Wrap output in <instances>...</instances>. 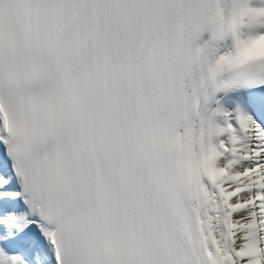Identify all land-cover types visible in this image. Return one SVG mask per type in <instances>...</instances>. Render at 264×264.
I'll return each mask as SVG.
<instances>
[{
    "label": "snow or ice",
    "instance_id": "snow-or-ice-1",
    "mask_svg": "<svg viewBox=\"0 0 264 264\" xmlns=\"http://www.w3.org/2000/svg\"><path fill=\"white\" fill-rule=\"evenodd\" d=\"M240 8L264 0H0V264H264Z\"/></svg>",
    "mask_w": 264,
    "mask_h": 264
},
{
    "label": "clouds",
    "instance_id": "clouds-1",
    "mask_svg": "<svg viewBox=\"0 0 264 264\" xmlns=\"http://www.w3.org/2000/svg\"><path fill=\"white\" fill-rule=\"evenodd\" d=\"M262 21H264V13H253L247 8H240L231 19L225 22L224 30L226 34L240 38L241 34L260 27ZM240 56L242 58L264 57V36L248 40L241 48Z\"/></svg>",
    "mask_w": 264,
    "mask_h": 264
},
{
    "label": "bare ground",
    "instance_id": "bare-ground-1",
    "mask_svg": "<svg viewBox=\"0 0 264 264\" xmlns=\"http://www.w3.org/2000/svg\"><path fill=\"white\" fill-rule=\"evenodd\" d=\"M202 42H203V40H202ZM41 247L40 248H42L44 245H40Z\"/></svg>",
    "mask_w": 264,
    "mask_h": 264
}]
</instances>
